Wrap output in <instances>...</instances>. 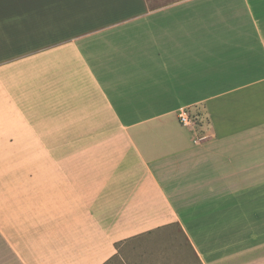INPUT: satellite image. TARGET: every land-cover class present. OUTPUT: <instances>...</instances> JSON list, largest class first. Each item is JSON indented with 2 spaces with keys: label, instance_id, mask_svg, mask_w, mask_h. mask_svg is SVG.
<instances>
[{
  "label": "crops",
  "instance_id": "1",
  "mask_svg": "<svg viewBox=\"0 0 264 264\" xmlns=\"http://www.w3.org/2000/svg\"><path fill=\"white\" fill-rule=\"evenodd\" d=\"M174 227L264 264V0H0V264Z\"/></svg>",
  "mask_w": 264,
  "mask_h": 264
},
{
  "label": "rangeland",
  "instance_id": "2",
  "mask_svg": "<svg viewBox=\"0 0 264 264\" xmlns=\"http://www.w3.org/2000/svg\"><path fill=\"white\" fill-rule=\"evenodd\" d=\"M107 264H200L179 227L161 235L146 234L118 244Z\"/></svg>",
  "mask_w": 264,
  "mask_h": 264
},
{
  "label": "built area",
  "instance_id": "3",
  "mask_svg": "<svg viewBox=\"0 0 264 264\" xmlns=\"http://www.w3.org/2000/svg\"><path fill=\"white\" fill-rule=\"evenodd\" d=\"M179 119L180 122L184 125L189 127L191 130L195 131L197 128V119L196 117L192 116V114L190 113V111L188 110L187 107H182L180 108L179 112ZM208 137V135H197V138L199 140H203L206 139Z\"/></svg>",
  "mask_w": 264,
  "mask_h": 264
}]
</instances>
